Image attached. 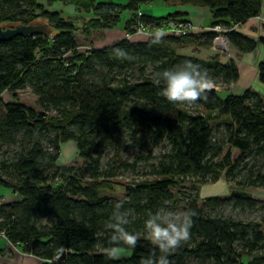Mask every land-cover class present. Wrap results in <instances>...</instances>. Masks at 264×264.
I'll use <instances>...</instances> for the list:
<instances>
[{"label":"trees","instance_id":"obj_1","mask_svg":"<svg viewBox=\"0 0 264 264\" xmlns=\"http://www.w3.org/2000/svg\"><path fill=\"white\" fill-rule=\"evenodd\" d=\"M46 1L74 6L89 19L79 14L64 17L47 10L39 0H0V26L42 21L53 28L52 36H19L0 43V143L16 144L21 134L23 145L13 163L0 162V169L13 180L8 182L0 175V187L17 196V200L0 207V234L43 264H142L149 258L153 264H160L164 253L140 233L153 213L178 202V193L185 198L192 224L189 238L167 253L169 264H264L262 225L227 218L216 211L231 205L253 209L258 201L241 191L227 198H201L179 189L190 177L200 183H208L207 179L215 182L221 171H226L227 179L233 182L237 176L234 171L250 153L264 155V97L252 89L240 96L216 90L239 81L235 60L224 64L218 58L202 61L178 55L177 48L192 35L143 42L123 39L81 54L76 39L80 18L87 36L94 31H112L119 27L125 12L134 15L153 0ZM174 1L208 7L213 18L211 27L229 29L230 45L239 53L247 54L257 47L256 40L233 28L257 18L264 10V0ZM185 16L175 12L167 18L143 16V20L160 26L186 20ZM130 27L131 20L125 27L128 32ZM215 37V33L206 32L194 40L210 48ZM259 43L264 46V38ZM185 61L220 78L195 101L201 111L194 113L184 107L186 102H170L161 96L162 82H156L158 73ZM136 65L142 68L135 82L127 77L118 83L89 79L97 74V66L125 71ZM148 67L152 68L150 73ZM258 72L264 85V61ZM27 86L42 105L54 106L58 115L39 112L18 100L3 101L4 93H16ZM221 127L225 134L218 139L216 132ZM129 132L131 139L137 138L141 152L150 142L156 145L163 141L171 150L151 178L126 186L124 198L102 195L110 190L120 170H136L137 164L125 162L118 155L109 169L102 168L107 147L124 149ZM68 141L76 142L85 162L80 170L58 165L61 146ZM235 150L239 157L233 160ZM252 177H248V185L245 181L236 186H264V175L258 173L254 180ZM118 212L129 220L123 227L124 232L135 236L134 247L114 223ZM42 217L48 218L47 225L41 224ZM63 249L68 253L57 259ZM118 249L128 250L130 255L116 258Z\"/></svg>","mask_w":264,"mask_h":264},{"label":"rangeland","instance_id":"obj_2","mask_svg":"<svg viewBox=\"0 0 264 264\" xmlns=\"http://www.w3.org/2000/svg\"><path fill=\"white\" fill-rule=\"evenodd\" d=\"M39 1L47 10L58 12L64 17H73L79 14V17L84 16L86 17V19H89L87 15H85L84 13L77 12L74 6L65 5L61 2L49 4L46 0H39ZM178 5L180 4L179 3L177 4L176 1L174 0H170L169 2H167L166 0H153L149 4H143L140 7V10L142 15L146 17L167 18L169 15L174 14L175 12L178 11L177 10ZM131 16H132L131 13L125 12L122 15V22L120 23L118 28L112 31H94L90 36L89 35L87 36L86 34L83 33L84 29L82 26L84 24V21L81 20L83 18H80L78 22L80 26V32L77 34L76 37L79 45L78 51L81 54L87 53L88 51H91L93 49H103L105 47L111 46L119 42L120 40L127 39L128 31L126 30L125 27L127 25V22L131 19ZM148 40L149 39H147L146 37L136 36L133 37L130 41L143 42ZM212 50L215 51L216 54L220 55L221 57H223L228 61L236 59L239 54L233 48L230 54H228V52H223L220 50L216 51L213 48ZM141 68L142 67L140 65H136L135 67L125 71H121L117 69L113 71H109L108 69H104L101 68L100 66H97L95 69L97 71V74L95 73L89 76V79L93 81H100L101 79H105L112 83H118L120 79L127 77L129 80L135 82L140 79ZM151 70L152 68L148 67L147 69L148 73H150ZM207 74L213 82H220L219 77H216L211 73H207ZM219 88L220 90L218 91L223 93L228 89L225 86H219ZM208 89H212V86H210ZM2 97L5 103L15 102L16 100H18L19 102L39 112L47 113L50 116L58 115V110L55 109L54 106L47 104L42 105L40 103L39 98L33 94V91L31 90L30 86H27L25 90L17 91L16 93H12L8 91L4 93ZM184 107L189 109L192 113L199 110L201 111V106L195 102L185 103ZM224 134H225L224 127L219 128V131L216 132L218 139L222 138ZM17 139H18V143L16 144L0 143V162H6L7 164H11L16 160L17 156L22 152L23 145H21V140H22L21 134L18 136ZM124 146H125L124 149L108 146L102 158V168L105 171L109 169V167L113 165L112 162L115 156L118 155L125 162L131 164L132 163L137 164L136 170L135 171L120 170L117 173L116 177L112 180L110 190L103 191L102 195L111 196L118 199L124 198L126 193V186L133 185L138 181L151 178L153 176V173L155 172V168L158 166L160 161L163 160V156L169 153L171 150L168 144L165 141H163L156 145L150 142L148 144L147 150L141 152L137 138L131 139L130 132L125 135ZM61 147H62L61 156L58 161L59 166L75 167L76 170H80L84 167L85 162L79 156V151L76 142L68 141L63 143ZM227 149L228 147L226 146L225 151H227ZM140 156L144 157L145 159L142 160ZM238 157H239V152L235 150L233 154V160H236ZM220 158H222V156ZM82 171L83 173H85L86 176H88L86 170H82ZM234 173L237 176L233 182L227 179L226 171H221L219 173V177L217 181L215 182L210 181V179H207L208 183H200L199 179L190 177L186 179L187 180L186 184H184L179 189L180 191H184L192 194L193 197L200 196L201 198H210V197L227 198V197H231V195L234 192L241 191L245 195L252 197L254 200L258 201L257 205L253 209L234 208L231 205V206H223L216 211L224 217L233 218L235 220L242 221L244 223H259L262 225L264 230V186H258V187L248 186L242 189H239L236 186V183L245 182V181L248 185L249 181H247V179L248 177H250L251 174H253L252 177L253 180L256 179L258 173L264 175V155H258L256 154L255 151H253L252 153L249 154V157L246 160V162L242 164L240 167H238L234 171ZM0 175H3V177L8 182L13 181L12 178L6 175L2 169H0ZM193 187H195L196 190H193ZM179 189H176V191H178ZM1 193H7V192L5 191V189H2L0 187V194ZM8 193L9 195L7 196L10 202L17 200V196L13 192L9 190ZM176 196L179 199L178 202L174 203L169 208H165V210L176 214L185 213L186 202L184 200L185 199L184 196L182 194H180L179 196L178 193H176ZM41 224L47 225L48 218L42 217ZM140 234L148 238V236L145 234L144 229H142ZM8 245L9 243L7 239L0 238V253L1 250H5ZM9 247L11 249L10 253L13 255H10L8 257H11L10 258L12 259L11 261H14V259L16 258L15 257L16 248L11 247L10 245ZM129 255L130 252L124 249H118L114 253V257L116 258L128 257ZM16 264H23V262L21 263L16 262Z\"/></svg>","mask_w":264,"mask_h":264},{"label":"clouds","instance_id":"obj_3","mask_svg":"<svg viewBox=\"0 0 264 264\" xmlns=\"http://www.w3.org/2000/svg\"><path fill=\"white\" fill-rule=\"evenodd\" d=\"M156 82L157 84L162 82L160 95L165 99L170 102L186 103L197 101L213 83L206 72L190 61H185L174 69L158 73ZM113 219L121 232H124L123 226L129 222L127 216L118 212ZM191 224L189 213L176 214L165 209L158 210L145 221V234L156 248L164 253L160 264H169L167 253L178 248L183 241L189 238ZM124 235L127 236L130 246L134 247L135 236L127 232H124ZM142 264H153V261L150 258L145 259Z\"/></svg>","mask_w":264,"mask_h":264},{"label":"crops","instance_id":"obj_4","mask_svg":"<svg viewBox=\"0 0 264 264\" xmlns=\"http://www.w3.org/2000/svg\"><path fill=\"white\" fill-rule=\"evenodd\" d=\"M177 7V12L185 13V19L191 20L199 28L206 29L212 26V13L208 7L181 4ZM233 30L248 38L256 40L258 45L254 51L247 54H242L237 51L239 53L238 57L233 60H235L238 67L240 78L238 82L233 83L230 86H225L228 88L225 93L240 96L247 90L252 89L264 97V85L260 83L258 72L260 63L264 61V46L259 43V40L264 38V23L257 17L249 20L245 24L235 26ZM202 33L204 32H199L184 40V44L180 45V49L177 48V54L182 57L194 58L202 61L218 58L221 63H227L228 60L216 54V52L212 50V47H203L195 43L194 37ZM2 194L9 195L8 192ZM10 251L11 249L9 245L5 250H1L0 264H16V262H23V264L44 263L40 258L32 254H27L19 247L16 248V258L14 261H11V257L8 256L13 254H11Z\"/></svg>","mask_w":264,"mask_h":264},{"label":"built area","instance_id":"obj_5","mask_svg":"<svg viewBox=\"0 0 264 264\" xmlns=\"http://www.w3.org/2000/svg\"><path fill=\"white\" fill-rule=\"evenodd\" d=\"M258 18L264 23V11L258 16ZM130 20H131V27H130V32H128L127 34L128 40H131L133 37L136 36H143L146 37L147 39L167 37V36L184 39L199 32H204V33L212 32L216 34L212 48L216 51L220 50L223 52H228V54L232 52L233 47L230 45L227 36L230 30L221 25L203 29L196 26L195 23L192 22L191 20L186 19V20H172L169 22H164L159 26L157 25V23L144 22L141 10H139L137 13L132 15ZM216 90L218 91L220 90V88L216 87ZM8 203H10L8 196L0 194V207ZM0 238L7 239L4 233L0 234ZM8 243L11 247L17 248V246L13 245L11 242L8 241ZM67 253H68L67 250L65 249L61 250L57 256V259H61L63 255Z\"/></svg>","mask_w":264,"mask_h":264},{"label":"water","instance_id":"obj_6","mask_svg":"<svg viewBox=\"0 0 264 264\" xmlns=\"http://www.w3.org/2000/svg\"><path fill=\"white\" fill-rule=\"evenodd\" d=\"M53 35V28L46 22H37L29 25H16L5 28L0 26V43L10 42L19 36L48 37Z\"/></svg>","mask_w":264,"mask_h":264}]
</instances>
